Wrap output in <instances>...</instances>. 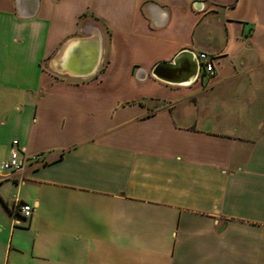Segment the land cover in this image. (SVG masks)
Instances as JSON below:
<instances>
[{
	"label": "crops",
	"instance_id": "obj_1",
	"mask_svg": "<svg viewBox=\"0 0 264 264\" xmlns=\"http://www.w3.org/2000/svg\"><path fill=\"white\" fill-rule=\"evenodd\" d=\"M14 140L0 264H264V0H0V166Z\"/></svg>",
	"mask_w": 264,
	"mask_h": 264
},
{
	"label": "water",
	"instance_id": "obj_2",
	"mask_svg": "<svg viewBox=\"0 0 264 264\" xmlns=\"http://www.w3.org/2000/svg\"><path fill=\"white\" fill-rule=\"evenodd\" d=\"M88 43L91 44L93 48L91 52L85 51V48H86L85 44L87 45ZM69 52H71V55L74 54V52L75 53L77 52V54L74 57L72 56L70 57L69 55L67 57V53ZM82 52L86 53L87 60H85V57L83 61H81V57L77 59V57H79L78 54ZM62 54H64V56ZM99 55H100L99 46H97V44H95L93 40L88 41L84 39H78V40L71 42L67 47L62 49L61 55L58 57V60L60 58H62V60L64 59L63 64L59 62V64L57 65H59V67L62 70L72 72L75 75L88 76L95 71L98 61H99ZM160 68H161V65H158L157 69L155 70V75L158 74L157 71L160 70ZM199 71H200L199 59L196 58V71L192 74V76H194V78H198Z\"/></svg>",
	"mask_w": 264,
	"mask_h": 264
},
{
	"label": "built area",
	"instance_id": "obj_3",
	"mask_svg": "<svg viewBox=\"0 0 264 264\" xmlns=\"http://www.w3.org/2000/svg\"><path fill=\"white\" fill-rule=\"evenodd\" d=\"M200 71L199 77H209L214 73L213 58L208 53L202 52L198 56ZM18 140L13 141V149L11 150L10 157L7 161L3 162L0 166V174L2 178L5 176L3 172L22 173L24 171V161L20 158L19 150L17 149ZM12 211L19 217L29 218L32 214V206L18 197L12 199Z\"/></svg>",
	"mask_w": 264,
	"mask_h": 264
},
{
	"label": "rangeland",
	"instance_id": "obj_4",
	"mask_svg": "<svg viewBox=\"0 0 264 264\" xmlns=\"http://www.w3.org/2000/svg\"><path fill=\"white\" fill-rule=\"evenodd\" d=\"M249 97H252L251 95L249 96ZM248 97V98H249ZM250 99V98H249ZM240 101H235L234 103H239ZM243 114V113H242ZM240 120H241V122H243V124H244V122H246L247 121V118L246 117H244L243 115L241 116V118H239Z\"/></svg>",
	"mask_w": 264,
	"mask_h": 264
}]
</instances>
